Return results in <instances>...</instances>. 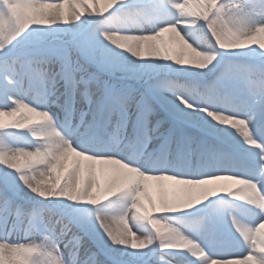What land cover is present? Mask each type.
Instances as JSON below:
<instances>
[{
  "label": "snow or ice",
  "instance_id": "6c2138e0",
  "mask_svg": "<svg viewBox=\"0 0 264 264\" xmlns=\"http://www.w3.org/2000/svg\"><path fill=\"white\" fill-rule=\"evenodd\" d=\"M0 264H264V0H0Z\"/></svg>",
  "mask_w": 264,
  "mask_h": 264
}]
</instances>
